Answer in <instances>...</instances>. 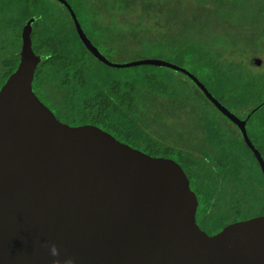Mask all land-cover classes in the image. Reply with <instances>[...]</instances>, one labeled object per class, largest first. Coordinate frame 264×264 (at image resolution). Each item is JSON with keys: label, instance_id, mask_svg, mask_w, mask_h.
<instances>
[{"label": "water", "instance_id": "water-1", "mask_svg": "<svg viewBox=\"0 0 264 264\" xmlns=\"http://www.w3.org/2000/svg\"><path fill=\"white\" fill-rule=\"evenodd\" d=\"M74 31L98 62L153 64L184 74L248 140L243 119L221 105L188 70L168 60L112 61ZM19 27L15 66L0 83V264H52L45 243L75 264H264V212L207 234L195 221L196 199L180 164L118 140L91 123L60 121L31 88L39 56L30 21ZM254 63L257 57L250 59Z\"/></svg>", "mask_w": 264, "mask_h": 264}, {"label": "trees", "instance_id": "trees-1", "mask_svg": "<svg viewBox=\"0 0 264 264\" xmlns=\"http://www.w3.org/2000/svg\"><path fill=\"white\" fill-rule=\"evenodd\" d=\"M133 1H140V4L144 2V0H66L65 2L74 13L82 32L85 33L87 38L102 54L98 46L99 42L103 46H108L110 44L108 39L110 34L113 33L111 31L115 28L114 22L107 24L108 19L122 22L125 18V15L113 10L118 11L124 8L127 3ZM13 2L16 9V18L13 20L17 42L14 48L7 51L9 45L6 41L7 38L0 37V83L17 62L20 44L18 33L20 24L31 16L32 20L30 21L29 30L31 47L35 53L44 58L36 62L32 71L30 85L32 90L33 84L38 88L50 87V98L51 96L56 98V108L62 113L59 114L62 115L64 122L69 124L91 123L119 140L144 143L146 147L151 149H154L155 145L160 146L163 144L152 139L147 132L146 125H144L148 118V113H146L148 111L147 105L156 96L149 92H138L133 88L131 82L117 81L112 78H108L105 81L104 77V81H102V75L97 72L94 62L100 65L103 64L98 62L83 45L74 31L65 7L58 0H53L55 5L49 4L48 0H13ZM86 2L98 14L101 13L105 17L106 20L104 21L106 22H99L94 12L87 14L84 11H87ZM77 12L81 13V15L85 13L83 19H86L89 25H87V28L94 34L89 32V30L85 31L86 28L84 29L82 26ZM139 14L137 13V15ZM6 19L8 20L9 17H6ZM6 24L10 25L11 23L6 22ZM151 43L161 46L160 50L171 51L180 61L191 60V63H198L196 65L200 68H205L204 65H207L205 60L208 58H218L217 53L213 52L209 46L206 47L199 42L184 43L182 38L178 41H166V43H159L153 40ZM236 65L237 62L232 59L224 60V64L221 66L216 65L214 62L213 66H211V74H206L207 83L191 73L211 92L221 105L230 111H232L229 106L230 103L232 105L241 104L240 114L232 111L237 117L241 118V115L243 117L246 116L247 119L258 117V120H262L264 124V111L260 110L264 105V101H253L254 87L258 89V83L261 84L260 88L264 87V80L258 81L257 74L259 73L256 72H250L246 77L238 75ZM233 69L235 70L233 71ZM227 72L229 74L231 72L234 73L228 75ZM178 73L180 74V72ZM182 75L185 76L184 74ZM149 79H147V82ZM186 79L210 103L201 90L187 77ZM161 81L156 83L153 80V84H151L154 88L161 89L162 93L169 94L166 93V88L171 83L170 79L166 78ZM33 91L37 95L36 91ZM170 94L169 96H172V92ZM224 94L227 95L228 100L223 101ZM37 98L50 109L38 95ZM260 105L262 106L259 109ZM258 110L259 112H257ZM52 112L55 114L54 111ZM55 116L57 118L56 114ZM226 119L229 120L228 118ZM209 127L207 126L208 132H210L209 135L215 138V154H211L201 148H188L187 150L179 151V159H176V161L188 178L189 174L192 173L199 179L200 186L197 192L194 191L196 199L195 221L207 233H214L230 220L246 218L264 212V204H261L264 191L253 193L251 200H247V195H250V193L242 183V180L246 181L249 175L247 178H243L241 175V170L244 167L243 161L240 160L239 151L241 148L247 152L252 163H254L252 166L256 168L263 183L264 177L260 172L259 164L257 165L251 151L243 144L238 133L239 141L234 139V137L229 138L227 144L229 146L227 147L221 144L220 133H218L217 129ZM195 150L196 152H194ZM226 179H230L231 184L222 189ZM236 182L242 183L238 189ZM245 200L249 206L243 204ZM257 202L258 204H256ZM237 215H241V217H236Z\"/></svg>", "mask_w": 264, "mask_h": 264}, {"label": "rangeland", "instance_id": "rangeland-1", "mask_svg": "<svg viewBox=\"0 0 264 264\" xmlns=\"http://www.w3.org/2000/svg\"><path fill=\"white\" fill-rule=\"evenodd\" d=\"M48 3L55 5L53 0H48ZM86 4L87 11H84L87 14L94 12L99 22H106L101 13L98 14L87 2ZM113 11L125 15V18L122 22L108 19L107 24L115 23V28L111 31L113 33L108 39L110 44L103 46L99 42L98 45L102 54L112 61L150 57L168 60L185 67L198 79L207 83L206 74H211V66L214 62L221 66L224 60L232 59L237 62L238 75L246 77L248 73L256 72L259 73L257 74L258 81L264 80V0H144L141 4L140 1L127 3L124 8ZM137 13L140 14L137 15ZM82 14L77 12L82 26L86 28V32L89 30L94 34L87 28L86 19H83L85 13ZM6 17L9 19L7 20ZM15 18L16 9L13 0H0V37L7 38L6 41L9 44L7 51L14 48L17 42L13 20ZM6 22L11 24H6ZM180 38L184 43L199 42L206 47L209 46L213 52L217 53L218 58H208L205 60L207 63L204 65L205 68H200L196 65L198 63H191V60L180 61L171 51L160 50L161 46L151 43L153 40L166 43V41H178ZM252 56L257 57L259 61L257 63L251 61ZM94 64L97 72L102 75V81L112 78L117 81L131 82L138 92H149L156 96L147 105L148 118L144 125L148 129L149 136L163 144L155 145V148L151 149L144 143L127 140L128 142L125 143L128 145L152 156L170 157L176 160L179 159V151L188 148H201L215 154V138L209 135L207 126L217 129L220 133L221 144L224 146H227L229 138L234 137L239 141L237 132L229 120L217 112L181 73L168 67L153 66L147 63L120 67H106L95 62ZM227 73L230 75L234 72ZM166 78L171 82L166 88V93L169 94L162 93L161 89L154 88L152 85L153 80L158 83ZM147 79H149L148 82ZM32 86L38 97L50 107V110L55 112L57 119L64 121L60 115L62 113L56 108V98L52 96L50 98V87L38 88L35 84ZM258 86V89L254 87L253 101H264V87L260 88V83ZM102 87L100 88L103 89ZM170 92L172 96H169ZM224 100H228L226 94L223 96ZM229 106L236 114H240L241 104L232 105L230 103ZM244 107L246 108L245 105ZM260 110L264 111V105ZM241 118L244 120L248 135L260 147L264 157L263 121L258 120V117L247 119L246 116L241 115ZM239 153L240 160L244 164L241 175L243 178L249 175V178L246 181L242 180V183L249 190L250 195H247V200L250 201L253 193L264 191V183L256 168L252 166L254 163L247 152L241 148ZM242 183H235L237 189ZM230 184V179H226L222 189ZM188 185L192 191L197 192L200 181L196 175L189 174ZM243 204L248 205L246 200ZM261 204H264V197L261 198ZM236 217H241V215Z\"/></svg>", "mask_w": 264, "mask_h": 264}, {"label": "clouds", "instance_id": "clouds-1", "mask_svg": "<svg viewBox=\"0 0 264 264\" xmlns=\"http://www.w3.org/2000/svg\"><path fill=\"white\" fill-rule=\"evenodd\" d=\"M43 247L48 249V252L51 257L54 259L52 260V264H75L74 257L66 256L64 259H61V250L55 243H45Z\"/></svg>", "mask_w": 264, "mask_h": 264}, {"label": "flooded vegetation", "instance_id": "flooded-vegetation-1", "mask_svg": "<svg viewBox=\"0 0 264 264\" xmlns=\"http://www.w3.org/2000/svg\"><path fill=\"white\" fill-rule=\"evenodd\" d=\"M22 24V23H21ZM20 24V25H21ZM229 122H230V120H229ZM231 124H232V126H233V128H234V130L239 134V131H238V128L235 126V124L234 123H232V122H230ZM243 128H244V131H245V134H246V136H247V138H248V140L250 141V143L253 145V146H255L257 149H258V151L260 152V155H261V149L259 148V146H257L256 145V143H254L253 142V140L251 139V137L248 135V133H247V131H246V129H245V127H244V121H243ZM239 137L241 138V136H240V134H239ZM241 140H242V138H241ZM242 142H243V140H242ZM243 144L245 145V143L243 142ZM246 146V145H245ZM248 147V146H247ZM248 149L251 151V149L248 147ZM251 154H252V156L254 157V155H253V153H252V151H251ZM261 157H262V159H263V155H261ZM254 159H255V157H254ZM256 160V159H255ZM257 162V161H256ZM257 165H258V162H257ZM260 172H261V170H260ZM187 183H188V176H187ZM189 186V185H188ZM190 188V187H189ZM193 193H194V191H193ZM195 195V194H194ZM263 213V212H262ZM259 214V213H258ZM255 215V214H254ZM230 221H232V220H230ZM197 223V222H196ZM198 224V223H197ZM199 225V224H198ZM200 227V226H199ZM203 229V228H202ZM205 230V229H204ZM206 231V230H205ZM207 232V231H206ZM207 234H212V233H207Z\"/></svg>", "mask_w": 264, "mask_h": 264}]
</instances>
